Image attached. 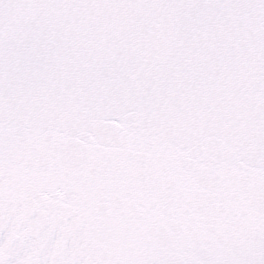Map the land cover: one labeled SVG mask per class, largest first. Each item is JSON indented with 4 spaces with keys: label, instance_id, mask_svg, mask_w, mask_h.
Here are the masks:
<instances>
[{
    "label": "snow or ice",
    "instance_id": "obj_1",
    "mask_svg": "<svg viewBox=\"0 0 264 264\" xmlns=\"http://www.w3.org/2000/svg\"><path fill=\"white\" fill-rule=\"evenodd\" d=\"M0 264H264V0H0Z\"/></svg>",
    "mask_w": 264,
    "mask_h": 264
}]
</instances>
